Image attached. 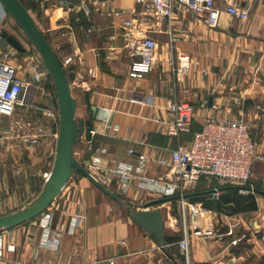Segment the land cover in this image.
<instances>
[{
	"label": "crops",
	"instance_id": "crops-1",
	"mask_svg": "<svg viewBox=\"0 0 264 264\" xmlns=\"http://www.w3.org/2000/svg\"><path fill=\"white\" fill-rule=\"evenodd\" d=\"M216 1L225 7L224 0ZM30 3L28 11L36 16L38 27L47 35L62 64L71 59L65 67L76 75L71 87L77 101V117L92 123L91 139L84 136L77 148L81 163L97 155L104 170H110L122 163L136 165L137 155L144 153L150 159L146 174L162 177L170 174L171 151L190 144L208 117L244 116L250 127L253 118L264 119V0L246 3L245 19L223 11L215 28L181 5L174 6L171 18L159 19L150 7L135 0H113L99 7L93 4L90 15L77 0H31ZM114 8L122 13L115 15ZM6 16L0 1V58L3 53H10L18 74L29 78L33 67L43 63L32 50L23 45L26 51L19 52L2 37L3 30H10ZM126 19L134 20L138 33L153 37L158 45L152 69L141 76L131 74L133 58L124 37L128 30L123 24ZM180 54L191 58L185 84L197 97L191 132L170 136L167 123L173 116L168 107L175 96L171 65ZM78 55L83 63L78 61ZM43 95L41 92L38 98L47 100ZM235 98H240L242 104ZM36 106L22 108L23 117L15 114V120L3 119L8 125L0 133V215L6 207L38 188L46 166L51 163L52 145H57L59 115L55 101L52 106L44 101ZM103 108L110 109L107 117ZM263 130L264 123L262 142L258 143L262 155ZM130 149L135 153H129ZM161 160H166L168 165L160 164ZM253 170L264 182V161L256 160ZM138 181L132 178L124 184L121 178L113 177L104 185L131 207L160 208L165 237L180 235L174 244L163 245L135 222L129 212L118 209V206L125 208L123 205L80 174L69 179L54 204L57 209L53 227L64 231L59 251L40 245L42 228L34 218L0 232L6 238L5 254L0 260L3 264L82 261L108 264V259L115 258L116 264H180L172 247L179 249L177 242L183 237L184 229L179 221H173L174 225L170 221L173 216L180 219L181 200L149 205L164 196L138 188ZM225 185L221 179L202 178L189 193L211 190L205 194L210 195L207 199H213L212 190ZM191 197L185 198L186 201L202 204L204 209L198 215L189 213L186 218L184 227L190 241L187 264H264L263 194L256 193L258 209L240 213L216 210L207 207L204 200L194 202ZM77 205L82 207L85 220L71 233L69 221ZM173 210L176 215L172 216ZM206 229H213L215 234L204 236Z\"/></svg>",
	"mask_w": 264,
	"mask_h": 264
},
{
	"label": "built area",
	"instance_id": "built-area-1",
	"mask_svg": "<svg viewBox=\"0 0 264 264\" xmlns=\"http://www.w3.org/2000/svg\"><path fill=\"white\" fill-rule=\"evenodd\" d=\"M77 1L90 15L93 11L90 5L94 4L99 7L113 0ZM135 1L150 7L159 19L171 18L174 6L181 5L192 11L199 19L205 20L211 28H215L219 25L223 11L231 16L245 19L248 15L245 4L254 0H224L225 7L223 8L218 5L216 0ZM113 13L119 15L122 11L119 8H114ZM123 24L128 27L124 37L129 54L133 58L131 74L133 76H141L149 72L153 67L158 47L157 42L153 37L138 33L134 20L126 19ZM11 59L12 55L8 52L3 53L0 58V120L14 117L19 106L36 108L37 106L33 101H26V96L33 88L43 87V89H46L45 82L49 79V73L44 64L34 66L32 75L26 78L18 74L17 66L11 62ZM77 59L80 63H83L80 55L77 56ZM70 61L71 59H67L64 67ZM191 66V58L186 54L178 55L171 65L175 96L168 107L169 112L173 116V119L167 123V134L170 136L191 132L195 112L194 99L197 97V93L185 84V79L191 70ZM89 72L92 73V69H89ZM235 101L242 104L240 98H235ZM109 112V108H103L105 117L108 116ZM91 133L93 134L94 130L91 129ZM83 139L84 136L81 141ZM1 148L2 136L0 135V150ZM129 153L134 154L135 151L130 149ZM256 160L264 161V155L258 152V142L251 135V127L244 116H241L235 119L208 117L203 123L201 131L194 134L190 144L180 145L171 151L169 175L162 177L148 176L146 170L150 159L144 153L137 155L136 165L122 163L116 169L104 170L101 158L97 155L82 164L103 184L108 183L110 178L113 177L121 178L124 184H128L132 178H136L139 180L138 188L157 191L164 197L180 195L181 198L179 200L182 202L181 215L186 222L189 213L198 215L204 209L202 204L187 202L183 197L193 191L200 179L216 178L227 180L235 185L242 186L240 191H253V186L248 189L244 185L255 175L253 164ZM160 164L168 165L166 160H161ZM44 176L46 179L49 173L46 172ZM221 194L222 190L220 187H215L212 190L213 199H219ZM56 201L36 217L38 226L42 228L40 245L53 251H59L64 234L62 228L53 227L54 214L57 209L56 205H54ZM84 220L85 215L82 207L77 205L75 213L70 218L68 231L75 233L82 226ZM183 231V237L177 244L188 262L189 233L186 227H184ZM214 234L213 229L203 231L204 236H213ZM5 245V237L0 233V258L4 257ZM107 263L116 264V259L110 258ZM54 264H102V262H57Z\"/></svg>",
	"mask_w": 264,
	"mask_h": 264
},
{
	"label": "water",
	"instance_id": "water-1",
	"mask_svg": "<svg viewBox=\"0 0 264 264\" xmlns=\"http://www.w3.org/2000/svg\"><path fill=\"white\" fill-rule=\"evenodd\" d=\"M8 15L21 29L28 42L38 51L42 63L49 73V79L45 82V88L55 98L59 115V134L55 161L49 176L45 179L41 188L24 205L0 215V232L7 231L24 224L43 213L54 201L58 199L73 172H82L99 189L109 197L123 205L130 217L141 225L147 232L152 233L163 245H167L165 239V222L160 208L137 209L127 205L117 192L111 191L98 181L75 157V148L85 136L90 140L91 121L76 116L77 101L72 93L71 81L75 79L74 71H66L64 65L56 55L46 34L38 27L35 19L21 0H0ZM5 38L19 52H25L19 38L8 30L2 31ZM254 192L264 195V190L253 189ZM211 190L185 194L188 198L193 195L209 193ZM180 195L164 197L148 203L149 205L172 202L179 200ZM176 215L173 210L170 212Z\"/></svg>",
	"mask_w": 264,
	"mask_h": 264
},
{
	"label": "rangeland",
	"instance_id": "rangeland-1",
	"mask_svg": "<svg viewBox=\"0 0 264 264\" xmlns=\"http://www.w3.org/2000/svg\"><path fill=\"white\" fill-rule=\"evenodd\" d=\"M31 13V12H30ZM31 15L33 16V18H36V16L33 14V13H31ZM5 22L7 23V26H8V28H10V30L9 29H7L10 33H12V34H14V35H16L18 38H19V40L22 42V44L25 46V47H27L28 49H30V50H32L33 52H35L37 55H38V57H39V61H41L42 62V60H41V57H40V55H39V53H38V51L36 50V48L34 47V46H32L29 42H28V40L26 39V37L24 36V34H23V32L21 31V29L16 25V23L14 22V20L8 15V13H7V16H6V19H5ZM65 69H66V71H69V68L68 67H65ZM71 84H72V81H71ZM41 92L45 95V97H47V100L46 99H40V98H38L40 95H41ZM43 95V96H44ZM55 98L56 97H51V94H50V92L47 90V89H43V87H40V88H33V89H31V91L28 93V95L26 96V101L27 102H34V103H36L35 105H37V103L38 102H40V101H44V102H46V103H48V105L49 106H52V101L54 100L55 101ZM40 104V103H39ZM22 108H25V106H19L18 108H17V112H16V116L15 117H20V116H22L23 117V113H24V111L22 110ZM76 116H77V113H76ZM13 119H14V117H12ZM15 120V119H14ZM31 120H33V119H31ZM264 123V119H262V118H259V117H257V118H253L252 119V125H251V135H252V137L258 142V143H261L262 142V137H261V135H262V124ZM253 124H255V127H254V125ZM7 125H8V122H6V121H4L3 119H1L0 120V133L1 132H3V131H5L6 130V128H7ZM263 133H264V130H263ZM81 142V141H80ZM80 144V143H79ZM79 144L76 146V148H75V157L77 158V156H79V155H77V148H78V146H79ZM57 145L55 144V146L54 145H52V151H51V157H50V164L49 165H47L46 166V169H45V171H44V173H43V175H42V181H41V183L39 184V186H38V188L37 189H33V191H31V192H29L28 193V195L27 196H25V197H22L19 201L18 200H16V202L15 203H13L11 206H8V207H6L5 208V213L6 212H9V211H11V210H14V209H16V208H19V207H21L22 205H24L28 200H30L35 194H36V192L41 188V186L43 185V183H44V181H45V173L46 172H48L49 174H50V172H51V170H52V168H53V165H54V161H55V154H56V147ZM79 160V159H78ZM80 161V160H79ZM81 162V161H80ZM17 170V169H16ZM81 173H79V172H73V174H72V176L71 177H77L78 175H80ZM70 177V178H71ZM223 182L227 185V184H230L231 182H229V181H227V180H223ZM264 182L261 180V178H260V176H257V175H254L253 176V178L248 182V183H246L244 186H250V187H260V188H262V189H264ZM242 193H248V192H250V191H246V190H244V191H241ZM17 197H19V195H17ZM115 204V205H117L115 202H113L112 201V204ZM118 209L120 210V211H124L123 213H128V211H126V208H120L119 206H118ZM173 216V215H172ZM173 219L170 221V224L171 225H174L173 224V221H175L176 223H177V221H179V224L181 225V227H182V229H184V225H185V220H184V217L182 216V215H180V219H178V218H175V216H173L172 217ZM166 221L168 222V217L166 216ZM167 225V224H166ZM167 227V226H166ZM167 229H169V226L167 227ZM5 240H6V238H5ZM7 247H8V244H7ZM7 247H6V249H7ZM6 252H8V249L6 250ZM2 259L0 260V264H3L2 263Z\"/></svg>",
	"mask_w": 264,
	"mask_h": 264
},
{
	"label": "trees",
	"instance_id": "trees-1",
	"mask_svg": "<svg viewBox=\"0 0 264 264\" xmlns=\"http://www.w3.org/2000/svg\"><path fill=\"white\" fill-rule=\"evenodd\" d=\"M21 1L29 10L31 7V3H30L31 0H21ZM79 173L84 175L82 172ZM244 187L248 189L251 188L250 186H244ZM241 188L242 186L239 185L227 184L221 188L223 192L219 199H207L210 196L209 194L192 196L190 199L194 202L204 200V204L207 207H211L220 211L224 210L226 212H232V213L250 212L258 209V203L256 199L257 192L250 191L248 193H242L240 191ZM254 188L263 190L260 187H254ZM179 238L180 235L165 237L166 241L171 244H174V242L177 241ZM172 253L179 260L180 264H187L185 256L179 252L178 247L175 246L172 247Z\"/></svg>",
	"mask_w": 264,
	"mask_h": 264
}]
</instances>
